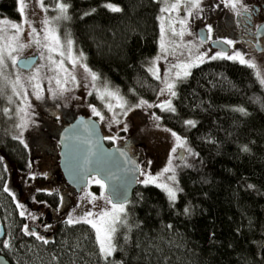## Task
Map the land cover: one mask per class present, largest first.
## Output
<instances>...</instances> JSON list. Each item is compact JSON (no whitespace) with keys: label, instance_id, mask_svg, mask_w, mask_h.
Listing matches in <instances>:
<instances>
[{"label":"trees","instance_id":"16d2710c","mask_svg":"<svg viewBox=\"0 0 264 264\" xmlns=\"http://www.w3.org/2000/svg\"><path fill=\"white\" fill-rule=\"evenodd\" d=\"M61 1L89 66L128 102L156 100L161 81L149 61L161 45V3ZM0 9L19 17L17 0H1ZM2 99L0 94V254L12 264H264V87L253 67L211 59L177 83L170 109L162 112L164 123L186 141L177 197L140 183L108 257L89 223L64 217L67 183L61 174L35 197L63 218L49 236L26 229L9 182L11 172L28 169L32 153L6 129Z\"/></svg>","mask_w":264,"mask_h":264},{"label":"rangeland","instance_id":"374dc122","mask_svg":"<svg viewBox=\"0 0 264 264\" xmlns=\"http://www.w3.org/2000/svg\"><path fill=\"white\" fill-rule=\"evenodd\" d=\"M17 1L18 18L0 9V94L2 106L7 103L3 123L9 134L29 140L31 147L41 142L51 147L50 138L43 137L47 112L63 115L65 111L70 114L91 109L106 127L108 125L112 144L120 141L117 137L123 140L130 137L145 150L140 160V183L160 187L171 199H176L180 163L187 158L186 141L164 123L162 112L170 109L177 83L209 57L207 52L199 51L191 13L195 19H201L202 11L210 7L211 0H158L162 5L163 32L159 52L149 65L160 79L161 89L156 100L135 103L128 102L115 86L93 70L84 53L77 49L66 26L70 17L68 5L61 0ZM233 1L222 0L225 5ZM37 52L38 63L32 69L17 66L21 56ZM254 70L264 87V58ZM54 139L57 141V136ZM181 149L186 150L183 160L178 157ZM34 153L36 156L31 155L28 169L11 172V191L26 219V229L36 233L37 227L51 230L45 222L55 224L63 215L49 217L48 206L35 197L48 181L49 173L44 167L54 162L59 168V157L44 161L37 157L36 150ZM21 186L24 190L19 193ZM85 188L80 194H73L70 188L65 190L64 217L70 222L89 223L96 231L103 256H111L115 250V233L127 220V203H113L105 182L99 177L89 178Z\"/></svg>","mask_w":264,"mask_h":264},{"label":"flooded vegetation","instance_id":"af4514ba","mask_svg":"<svg viewBox=\"0 0 264 264\" xmlns=\"http://www.w3.org/2000/svg\"><path fill=\"white\" fill-rule=\"evenodd\" d=\"M202 12L201 19H195L194 13H191V18L195 22L194 33L199 44V51L201 53L207 52V56H209L207 60H209L210 57L214 59L223 58L255 68L258 61L261 58H264V0H235L229 5H225L222 0H211L210 7ZM202 29L206 31V39L200 37L199 32ZM37 54H39V52H37ZM153 73L155 74L154 71ZM91 101L95 103L93 97H91ZM47 113L48 116L45 117L42 126L44 132L43 137L50 138L51 147L43 142H41L39 146H37V144L35 147H31L30 142L28 143L29 140H25L33 157L36 156V153H34V150H36L39 155L37 157L44 159V161L58 157L60 160V133L63 128L67 127L81 116L95 118L101 123V129L108 146H125L130 153L139 160H141V156L145 152V150L140 148V144L133 142L130 137H126V140H123L122 137H117L120 138V141L112 144L111 138L113 137L107 132L108 125L106 127V124H104L105 122L98 119L91 109L78 110L74 113L71 112L70 114H67V111H65L63 115L60 114L61 116L57 114L51 115L52 112L50 111ZM56 136L57 141L54 139ZM47 147H49L50 150L47 149ZM48 164L50 165L48 168L44 167V170L49 173L46 176L49 180L56 182L58 176H60L62 172L60 173V168H58L57 165H54V162H49ZM61 176L60 178H62ZM92 177L98 176L93 175ZM12 183L13 180L11 178L9 182L10 190ZM69 188L72 190L73 194H80L86 189L84 188L80 192H76L73 187L67 184L66 190ZM23 190L24 187L21 186L19 188V193H22ZM54 214L57 213L54 210L48 209L49 217ZM48 222L49 221H46L45 224L51 226V230L45 231L37 227L35 228L37 235H50L57 222L55 224L52 221L49 222V224Z\"/></svg>","mask_w":264,"mask_h":264},{"label":"water","instance_id":"95a60500","mask_svg":"<svg viewBox=\"0 0 264 264\" xmlns=\"http://www.w3.org/2000/svg\"><path fill=\"white\" fill-rule=\"evenodd\" d=\"M205 38L206 31L200 30ZM39 59V54H28L17 61V66L30 70ZM59 168L67 184L80 192L88 185L89 178L97 175L106 184V192L113 203L125 204L140 185L141 161L130 153L125 146H108L101 129V123L91 117L81 116L63 128ZM186 156L184 149L179 150V160ZM4 232L1 226L2 236ZM0 264H12L0 254Z\"/></svg>","mask_w":264,"mask_h":264},{"label":"bare ground","instance_id":"6f19581e","mask_svg":"<svg viewBox=\"0 0 264 264\" xmlns=\"http://www.w3.org/2000/svg\"><path fill=\"white\" fill-rule=\"evenodd\" d=\"M6 106H7V103L4 104V106H3V108H2V112L5 111V109H6L5 107H6Z\"/></svg>","mask_w":264,"mask_h":264}]
</instances>
